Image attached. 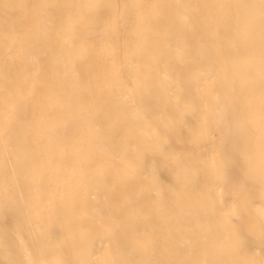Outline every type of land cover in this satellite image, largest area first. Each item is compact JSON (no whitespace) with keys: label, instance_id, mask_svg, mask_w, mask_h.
I'll return each mask as SVG.
<instances>
[{"label":"snow or ice","instance_id":"obj_1","mask_svg":"<svg viewBox=\"0 0 264 264\" xmlns=\"http://www.w3.org/2000/svg\"><path fill=\"white\" fill-rule=\"evenodd\" d=\"M105 23L112 26L103 43L113 64L121 41L129 49L128 62L119 69L129 73L122 82L128 102L115 119L91 90L89 76L76 70L89 59L91 49L83 47L75 56L64 50L69 33L75 36L84 26L87 31L79 33L83 38ZM0 32L5 38L0 245L7 264H264V0H0ZM208 36L213 39L205 43ZM193 41L200 46L193 47ZM145 57L150 63L141 73ZM62 60L65 67L72 65L71 82L58 83L55 74L49 75V65ZM177 60L183 68L168 84L167 73L174 71ZM185 70H194V75L186 78ZM159 71L165 79L156 83ZM205 77L220 88L204 90L189 104L186 94L192 83ZM158 112L167 114L165 122L155 115ZM129 115L146 126L147 141L137 137L132 142ZM85 128L110 145L111 167L117 173L127 167L144 184L127 197L113 185L115 204L102 224L108 246L104 258L96 260L85 258L96 250L81 238L85 232L91 235L92 228H81V237L73 234L69 239L63 224L42 225L34 212L45 191V158L48 163L57 158L67 162L73 143L82 150V169L103 155L93 151ZM50 131L58 138L43 144ZM186 137L194 145L190 153L171 148L173 140ZM125 141L129 147L117 156L115 147ZM34 143L40 145L39 153ZM161 164L170 168L173 179L166 186L169 198L157 208L149 193L156 185L163 187ZM201 183L213 190L210 203L204 205L206 210L210 206L211 218L197 215L179 232L164 230L161 221L177 219L179 210L199 194ZM257 204L258 214L253 211ZM133 216L146 222L143 231L132 225ZM257 243L259 259L253 248Z\"/></svg>","mask_w":264,"mask_h":264},{"label":"bare ground","instance_id":"obj_2","mask_svg":"<svg viewBox=\"0 0 264 264\" xmlns=\"http://www.w3.org/2000/svg\"><path fill=\"white\" fill-rule=\"evenodd\" d=\"M8 2H42V3H174L183 2L190 4H217L235 2V0H8ZM112 30V26L105 23L101 30L96 31L93 29L90 33H87L85 37H81L79 33L86 32L84 26H81L77 35L73 36L69 33L64 45V50H71L73 56L77 55L81 48L88 47L91 49L89 59L86 62L79 63L76 70L89 76V86L91 90L96 92L100 98L102 105L110 110L113 118L122 116V109L128 102L126 97L127 93L123 88V80L129 77V73L125 70L122 74L120 72V66L128 62L129 49L124 46L121 41L120 46L116 53V64H113V59L106 51L103 40L107 33ZM213 37H206L205 43H208ZM135 43V41L133 40ZM193 47H199V41L192 42ZM175 45H173V49ZM171 51V49H170ZM4 53H5V38L3 32H0V133H2V126L4 121V97H5V85L3 80L4 71ZM27 58V57H26ZM150 63L147 57L144 58L143 64L140 68V72L146 71V65ZM163 63L160 68L163 69ZM174 71L169 70L168 84L172 83L175 75L179 74L183 68L179 60L175 61L173 65ZM55 74L57 82H62L67 79L69 82L74 80V72L72 65L69 62L67 67L63 60L59 64L49 65V75ZM184 75L186 78L194 75V70H185ZM165 73L159 71L156 77V83L164 81ZM163 89L164 85L161 84ZM217 87L220 88L219 83H213L210 78L205 77L192 83L190 91L186 94L187 102L190 104L193 98L199 97L202 92L208 88ZM145 92L149 91L145 88ZM165 99L169 98L165 95ZM169 102L175 104L176 100L172 97ZM161 122H165L166 113L158 112L155 114ZM189 119H192L191 117ZM128 125L132 128V134L130 139L134 143L137 137L147 141L146 126L137 125L135 120L129 115L127 117ZM209 122H212V116L209 115ZM21 130H17L18 134ZM87 137L91 140L92 149L96 153H103V155H97L95 162L88 166L86 169H82L78 160L81 155L80 145L73 143L68 146V151L72 153L70 159L67 162L61 161L59 158L53 160L51 163L44 159L42 165L43 178L45 183V191L43 198L39 202V207L34 209L36 213L37 221L42 225L48 223L63 224L67 229V235L69 239L73 234L77 237H81V228H92L93 232L89 235L87 232L81 237L84 240L85 246L94 247L96 251L91 255H85V258L90 260L103 259L104 249L108 246V240L105 238L102 224L109 220V214L114 207L115 201L113 200V185H117V191L122 192L125 197L135 195V191L144 186V184L134 177L131 170L127 167L120 169L119 173L111 167L112 153L108 151L110 145L105 144L99 140L93 129L85 128ZM57 133L50 131L46 138H42V143L47 144L48 139H57ZM129 147L127 141L123 144L115 147L114 151L117 156H123L124 150ZM171 148L177 153H190L194 145L189 138L183 140H173ZM33 149L39 153L40 145L34 143ZM22 151V149H18ZM4 160V145L3 138L0 135V165ZM175 165V161L173 162ZM56 169H61L56 172ZM175 170H179L176 168ZM127 176V179L123 177ZM159 179L162 182L161 185H156L149 193L154 205L159 208L162 201L169 198L167 192V184L173 179L172 171L168 166L160 165ZM3 183V177L0 175V185ZM198 195L193 197L191 205L186 204L185 207L179 210L177 219L163 220L161 221V227L164 230H173L179 232L186 221L192 219L195 216H199L204 220L211 218L212 212L210 206L205 209L204 205L209 204L213 197V190L203 183L200 184L198 189ZM3 197L0 194V203H2ZM123 202V201H121ZM259 204L253 209L258 214ZM133 226H138L143 231L146 222L139 216H133L131 219ZM150 227V224H149ZM94 241V244H93ZM256 253V258H260L259 244L253 245ZM7 257L3 252V246L0 245V264H7Z\"/></svg>","mask_w":264,"mask_h":264}]
</instances>
